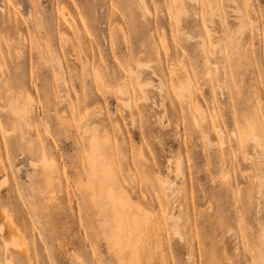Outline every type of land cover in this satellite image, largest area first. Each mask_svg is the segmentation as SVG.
<instances>
[{
    "label": "rangeland",
    "instance_id": "obj_1",
    "mask_svg": "<svg viewBox=\"0 0 264 264\" xmlns=\"http://www.w3.org/2000/svg\"><path fill=\"white\" fill-rule=\"evenodd\" d=\"M176 1L0 0V264H264V0Z\"/></svg>",
    "mask_w": 264,
    "mask_h": 264
},
{
    "label": "bare ground",
    "instance_id": "obj_2",
    "mask_svg": "<svg viewBox=\"0 0 264 264\" xmlns=\"http://www.w3.org/2000/svg\"><path fill=\"white\" fill-rule=\"evenodd\" d=\"M178 1V0H177ZM176 1V2H177ZM180 1V0H179ZM178 4V3H177ZM181 14V13H180ZM179 17V16H178ZM178 17L176 16V18H177V21L179 22V20H178ZM177 22V23H178ZM204 42V41H203ZM205 49V48H204ZM206 52V51H205ZM184 66V65H183ZM102 84V83H101ZM104 84V83H103ZM101 86H103V85H101ZM104 86H105V84H104ZM105 87H107V86H105ZM126 86L124 85L123 86V88H125ZM104 88V87H103ZM104 90H105V88H104ZM121 90H122V88H121ZM123 92V91H122ZM198 106V105H197ZM203 112V111H202ZM202 119H203V117H202ZM218 134L219 135H221L222 134V132H221V130H218ZM261 138H258L257 136H253V138H252V140L254 141V144L256 143V145H258L259 147H260V149L262 148V151L264 150V141H262V140H260ZM250 140H251V138H250ZM253 143V142H252ZM97 172H98V174H105V172H106V168H105V165H104V163L103 162H99L98 164H97ZM161 183V182H160ZM160 183H159V185H160ZM161 188V187H160ZM164 192V191H163ZM165 195V194H164ZM179 221H180V219H179ZM10 227V226H9ZM11 229V228H10ZM9 229V231L11 232L10 233V235L12 236V238H11V242H10V245L13 247V248H15V249H22L23 248V244H22V242H21V239L18 237V235L17 234H15L13 231H11Z\"/></svg>",
    "mask_w": 264,
    "mask_h": 264
}]
</instances>
